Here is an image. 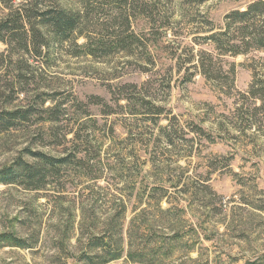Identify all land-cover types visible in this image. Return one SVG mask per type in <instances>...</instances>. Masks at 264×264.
Returning <instances> with one entry per match:
<instances>
[{
	"label": "rangeland",
	"instance_id": "obj_1",
	"mask_svg": "<svg viewBox=\"0 0 264 264\" xmlns=\"http://www.w3.org/2000/svg\"><path fill=\"white\" fill-rule=\"evenodd\" d=\"M25 1L0 0V20ZM255 1L45 0L81 12L75 43L51 39L47 59L0 44V172L69 160L38 190L0 180V235L26 246L0 244V264H103L120 246L106 264H264V51L204 40ZM118 36L133 43L96 45ZM204 53L228 81L198 72Z\"/></svg>",
	"mask_w": 264,
	"mask_h": 264
},
{
	"label": "trees",
	"instance_id": "obj_2",
	"mask_svg": "<svg viewBox=\"0 0 264 264\" xmlns=\"http://www.w3.org/2000/svg\"><path fill=\"white\" fill-rule=\"evenodd\" d=\"M196 1L202 4L207 0ZM82 23L81 12L65 10L56 5L49 7L46 6L45 0L25 1L18 6H12L6 18L0 20V44H7L12 48L18 47L36 59H47L54 46H50L51 39L59 46L75 43L79 39V37H74L75 34L78 31H83ZM87 39L90 41L91 38L87 37ZM134 39L137 38L134 36ZM130 40L129 37L118 36L112 45L102 44V41H100L101 45L99 43L96 45H99L100 50L113 51L119 47L126 48L133 43ZM204 40L209 41L220 53L234 57L252 51H264V0L251 3L244 11L231 12L225 18L224 27ZM88 44L90 43L84 44L82 48L87 49V53L92 55L94 50L92 51V46L90 47ZM195 67L208 81L229 80V73L224 72L223 65L217 62L212 54L200 55ZM250 94L257 102L261 103L258 110L264 111V82L258 78L255 79L251 85ZM17 115L18 113H9L3 121L11 122L12 117ZM43 157V155H39L43 163L42 166L34 167L24 164L17 167L22 168L20 171L8 169L0 172V180L8 184L18 181L16 180L18 178H24L30 185H34L35 190L40 189L41 186L38 183L46 177L47 168H58L66 165V162L69 161L68 158L54 160ZM79 163L84 164L82 160ZM2 243L19 248L26 247L24 241L7 234L0 235V244ZM120 251L121 246L109 254L110 258L103 264L118 260L121 256Z\"/></svg>",
	"mask_w": 264,
	"mask_h": 264
}]
</instances>
